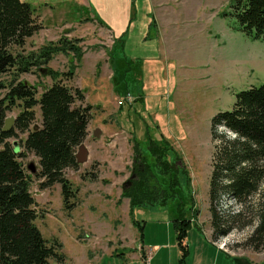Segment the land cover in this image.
Masks as SVG:
<instances>
[{
    "label": "rangeland",
    "instance_id": "374dc122",
    "mask_svg": "<svg viewBox=\"0 0 264 264\" xmlns=\"http://www.w3.org/2000/svg\"><path fill=\"white\" fill-rule=\"evenodd\" d=\"M236 1L23 0L33 7L43 29L28 39L18 53L39 54L45 46L66 37L79 41L77 46L83 56L80 59L73 54H57L48 66L21 74L19 82L33 86L40 98L54 83L46 70H73V79L64 80V84L81 89L86 97L84 106L93 108L88 144L100 141L105 145L99 149L103 158L89 161L84 142L85 162L78 163V170L66 171L77 195L76 208L68 212L61 186L43 190L35 177L40 170L39 159L22 146L28 134L16 131L17 135L9 139L24 155L20 161L32 179L30 191L39 214L36 225L49 245L54 241L62 245L64 264H144L148 256L145 250L151 253L150 264H181L183 251L174 225L178 202L136 209L130 216V207L122 205L125 198H117L124 190V185L117 183L120 179L128 182L131 175L128 165L124 170L131 142L128 145L123 138L116 150L109 149L115 134L124 136L119 128L122 123L126 131H136L138 142L146 141L148 132L158 135V139L163 137L172 150L168 160L183 167L179 175L181 194L192 207L187 217L194 221L185 239L188 255L184 264H264V245L251 240L258 226L264 181L247 208L230 196L220 197L216 207L221 215L240 213L234 229L226 236L215 237L210 211L215 152L212 119L233 110L240 92L264 84V42L239 31L234 14ZM161 42L163 51L158 49ZM115 56L122 58L116 61L120 67L117 91L113 90L116 81L111 79ZM14 77L11 71L0 78V100L8 93L1 87L10 85ZM126 94L133 97V102H125L118 112L119 99L114 98L124 99ZM136 99L139 101L134 103ZM21 112L22 107L16 106L6 119H16ZM35 112L32 129L41 126L39 106ZM15 123L16 120L11 130ZM186 126L196 131V141L193 138V142L174 143L165 135L174 132L182 139L178 133ZM219 132L229 134L223 128ZM107 159L113 163H107ZM31 165L36 167V173L29 170ZM205 234L224 250L210 245Z\"/></svg>",
    "mask_w": 264,
    "mask_h": 264
},
{
    "label": "trees",
    "instance_id": "16d2710c",
    "mask_svg": "<svg viewBox=\"0 0 264 264\" xmlns=\"http://www.w3.org/2000/svg\"><path fill=\"white\" fill-rule=\"evenodd\" d=\"M234 14L239 31L255 41L264 42V0H238ZM43 29L35 17L33 7L23 0H0V78L14 71V81L8 93L0 100V264H64L66 256L62 245H49L36 225L39 214L31 194L32 179L27 174L17 150L9 142L16 131L27 133L23 148L39 159L40 170L35 174L43 190L61 186L64 207L68 212L76 208V192L67 179L68 169L78 170L77 153L89 132L92 106H84L85 94L73 89L64 80L73 79L68 73L48 71L54 81L40 98L33 86L19 82L23 73L34 67H46L57 54H73L82 58L79 41L64 37L57 43L42 48L39 54L25 56L17 50L25 47L28 39ZM16 106L22 112L15 127L3 131L7 113ZM41 110V126L35 124V108ZM215 152L210 181V202L215 237L226 236L234 229L239 214L223 216L217 210L220 197L230 196L242 206L256 195L264 181V84L237 95L233 110L217 114L211 123ZM225 129L229 134L219 132ZM151 132L146 141L133 140L131 184L124 188L122 198L130 201V216L136 209L167 207L178 202L174 220L179 246L183 251L181 264L188 255L185 239L193 227V218L187 214L192 207L184 201L180 173L183 167L170 162L172 151L167 140L158 139ZM185 172V170H184ZM166 178L167 182L163 179ZM257 215L258 226L251 237L264 245V190L260 192ZM220 204V203H219ZM135 225L141 227L134 221Z\"/></svg>",
    "mask_w": 264,
    "mask_h": 264
},
{
    "label": "crops",
    "instance_id": "0c3cea01",
    "mask_svg": "<svg viewBox=\"0 0 264 264\" xmlns=\"http://www.w3.org/2000/svg\"><path fill=\"white\" fill-rule=\"evenodd\" d=\"M157 7V6H156ZM36 14V13H35ZM35 17H38V16H35ZM42 24V23H41ZM156 26L159 28V31H160V33L159 34H161V31H162V29H161V27H160V24H159V19L158 18H156ZM111 32H112V30H110ZM112 33H114V32H112ZM115 34V33H114ZM158 49L159 50H162L163 51V47H162V42H161V45L158 47ZM113 61H114V63H115V65H114V67H113V71H112V76H111V79L112 80H114V83H115V81H116V83H115V85H114V87H113V90L114 91H117V88H119V84H118V82H117V80H118V78H117V76H119L118 75V73L120 72V67H118V65H116V61H122V58H121V56H119V58H117L116 56L113 58ZM147 62H155V60H148ZM154 72V71H153ZM154 74V73H153ZM127 95V94H126ZM115 99H119V100H122V98H120V97H115L114 98V100ZM136 101H139V100H135L134 101V103L136 102ZM134 103H133V106H134ZM123 107V106H122ZM122 107L121 106H119L118 108H116V110L118 111V112H120V110L122 109ZM132 107V106H131ZM123 124V123H122ZM122 124H120L119 125V128H122L123 129V135L125 136V135H127V136H119V134L117 133V134H115L113 137H114V140H113V142H112V146H113V149H112V146L109 148L111 151L113 150H116V144H118V142H120V141H122L123 140V138H126L127 139V143H128V145H129V143L131 142V145L129 146V148H130V152H129V157H128V162L126 163V166L124 167V170L127 168V165L129 166V167H131V159H132V157H133V150H132V147H133V140L136 138V139H138L136 136V131H134L133 133L132 132H130V130L129 131H126L125 129H124V127L122 126ZM130 127V126H129ZM193 129V127H189V126H186L185 128H183V130H182V133H178V134H180L181 135V137H182V139L180 138V136L179 135H175V133L174 132H170V133H167V134H165L168 138H171V140H172V142H174V143H181V142H193V138L195 139V137H193V135L196 133V131H193L192 130ZM128 133V134H127ZM130 134V135H129ZM157 135V134H156ZM89 137V136H88ZM88 137H87V139H86V141H85V145H86V147H88V150H89V156H88V160L90 161V160H92V159H100V158H103V157H101V155H100V150L102 149V147H105V145H103V143L102 142H100V141H98L97 143H93L92 145H93V147H94V150L92 151L91 150V146L92 145H89L88 144ZM130 139V140H129ZM195 141H196V139H195ZM100 149V150H99ZM115 160V165H116V158L114 159ZM124 161V160H123ZM107 163H113L112 161H110L109 159H107ZM124 183L125 182H123V179H120L119 180V183H117V184H119V185H124ZM121 195H122V192L120 193V195H119V197H117L118 198V200H120L121 199ZM122 205L123 206H129L130 207V201H129V199H123L122 200ZM206 235V239L208 240V242H209V244L210 245H214V246H218V245H216V243L215 242H213L212 241V239H211V237L208 235V234H205ZM143 250H145V248H142ZM219 251H222L221 249H219ZM145 252H146V255H150L151 253L150 252H148V251H146L145 250ZM223 252H225V251H223ZM227 255H229V254H227ZM229 256H231V255H229ZM231 257H233V256H231ZM239 258V257H238Z\"/></svg>",
    "mask_w": 264,
    "mask_h": 264
},
{
    "label": "water",
    "instance_id": "95a60500",
    "mask_svg": "<svg viewBox=\"0 0 264 264\" xmlns=\"http://www.w3.org/2000/svg\"><path fill=\"white\" fill-rule=\"evenodd\" d=\"M15 118H9V119H6V121H5V126H4V129H3V131L5 132V133H8V132H10L11 131V129L13 128V126H14V122H15ZM99 131H96L95 132V136L96 137H99ZM18 152V151H17ZM86 158H87V151H86V149H85V147L84 146H82V147H80V149H79V153L77 154V161H78V163H83V162H85V160H86ZM29 170L30 171H32L33 173H36V171H37V169H36V167L34 166V165H31L30 167H29ZM131 184V181H128V182H126L125 183V185H124V188H126L127 186H129Z\"/></svg>",
    "mask_w": 264,
    "mask_h": 264
},
{
    "label": "built area",
    "instance_id": "2783aa9c",
    "mask_svg": "<svg viewBox=\"0 0 264 264\" xmlns=\"http://www.w3.org/2000/svg\"><path fill=\"white\" fill-rule=\"evenodd\" d=\"M124 100H126V101H128V102H131V101L133 100V98H132V96H131L130 94H128ZM123 103H124L123 100H120V101H119V105H123ZM217 245H218V247H219L221 250H224V248H225L224 246L219 245V244H217ZM150 260H151V259L149 258V259L146 261L145 264H150Z\"/></svg>",
    "mask_w": 264,
    "mask_h": 264
}]
</instances>
